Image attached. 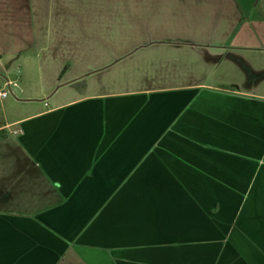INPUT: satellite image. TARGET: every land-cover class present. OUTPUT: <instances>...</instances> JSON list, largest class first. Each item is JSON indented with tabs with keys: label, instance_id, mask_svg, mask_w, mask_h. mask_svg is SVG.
Returning <instances> with one entry per match:
<instances>
[{
	"label": "crops",
	"instance_id": "1",
	"mask_svg": "<svg viewBox=\"0 0 264 264\" xmlns=\"http://www.w3.org/2000/svg\"><path fill=\"white\" fill-rule=\"evenodd\" d=\"M28 3L0 0V59L39 46L0 96V264H264V83L235 73H264V5L158 28L160 76L118 89Z\"/></svg>",
	"mask_w": 264,
	"mask_h": 264
},
{
	"label": "rangeland",
	"instance_id": "2",
	"mask_svg": "<svg viewBox=\"0 0 264 264\" xmlns=\"http://www.w3.org/2000/svg\"><path fill=\"white\" fill-rule=\"evenodd\" d=\"M239 2L241 0H29L28 4L34 11L37 25H52L66 31L36 32L35 40L44 38V41H50L54 39V35L70 34L75 46L81 47L73 49V52L81 50L91 59V62L83 64L85 71H89L87 73L90 78L96 81L97 78L100 79L103 87L119 89L144 82L142 75L146 71L154 73V68L155 76H160L158 73L163 68L161 69L159 61L164 56V44L156 47L153 41L160 37L152 36L158 28L166 26L168 30L170 27L180 28L181 25L199 23L223 24L227 21L226 7L234 4L233 7L239 11ZM262 5L264 0H252V10L245 11V14L250 16L251 11L252 14L259 13ZM171 11H181L183 15H179L182 18L179 17L176 21L175 15L168 14ZM187 14L194 18L197 16L196 20L188 18ZM38 47H33V44L23 46L21 58L13 54V48L9 49V53L1 55L0 65L3 64L2 67L5 66L6 70L0 71V87L5 79H9L15 80L17 86L22 88L20 76L23 73L26 83L31 82L30 77L35 78L36 73L31 74L35 71V65L28 66L25 59L26 55L35 52ZM170 51L168 49V54ZM8 54L12 55L10 59H7ZM40 57L43 58V54ZM197 65L199 64H195ZM212 66H215L214 61L201 64L204 72L210 71ZM222 66L220 64L217 71ZM235 66V73L240 79L243 78L242 81H253L255 76L257 83H264V73L259 77L242 70L245 64L237 59ZM152 79L158 81L157 78Z\"/></svg>",
	"mask_w": 264,
	"mask_h": 264
},
{
	"label": "built area",
	"instance_id": "3",
	"mask_svg": "<svg viewBox=\"0 0 264 264\" xmlns=\"http://www.w3.org/2000/svg\"><path fill=\"white\" fill-rule=\"evenodd\" d=\"M9 82H3V86L0 87V96L1 97H6L8 94L7 86H9Z\"/></svg>",
	"mask_w": 264,
	"mask_h": 264
},
{
	"label": "trees",
	"instance_id": "4",
	"mask_svg": "<svg viewBox=\"0 0 264 264\" xmlns=\"http://www.w3.org/2000/svg\"><path fill=\"white\" fill-rule=\"evenodd\" d=\"M3 138L2 132L0 131V139Z\"/></svg>",
	"mask_w": 264,
	"mask_h": 264
}]
</instances>
